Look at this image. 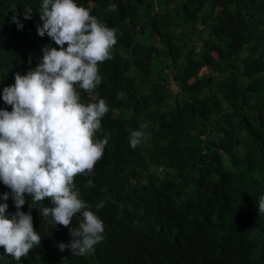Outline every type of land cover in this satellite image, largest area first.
Here are the masks:
<instances>
[{
	"label": "trees",
	"instance_id": "obj_1",
	"mask_svg": "<svg viewBox=\"0 0 264 264\" xmlns=\"http://www.w3.org/2000/svg\"><path fill=\"white\" fill-rule=\"evenodd\" d=\"M76 2L117 32L112 58L98 65L101 84L78 89L82 103L104 99L110 109L94 174L75 178L104 238L85 256L60 252L69 229L34 208L41 244L20 261L0 249V264H264V0ZM41 3L0 0V109L12 110L2 93L15 74L37 67L44 47H59L38 35ZM141 125L133 149L130 131ZM6 192L0 182L11 216Z\"/></svg>",
	"mask_w": 264,
	"mask_h": 264
},
{
	"label": "clouds",
	"instance_id": "obj_2",
	"mask_svg": "<svg viewBox=\"0 0 264 264\" xmlns=\"http://www.w3.org/2000/svg\"><path fill=\"white\" fill-rule=\"evenodd\" d=\"M115 8L113 4L108 10ZM32 14L33 9L26 6L25 19ZM39 15L38 35L47 34L59 47H44L37 67L15 74V83L2 93L12 110L0 109V182L10 189L2 199L11 197L17 209L9 216V205L0 203V249L16 261L42 242L33 223L34 208L43 222L69 229L72 239L57 245L60 252L88 255L105 231L103 221L80 198L75 178L94 174L108 144L107 137L99 139L96 134L110 109L104 99L82 103L78 89L91 94L101 84L98 65L112 58L117 32L76 0H42ZM12 22L23 28L18 14ZM123 96L121 92L117 98ZM144 127L130 131L131 148L142 143ZM87 186H93L91 179ZM26 196L31 197L30 203ZM45 201L51 206H44ZM26 203L28 212L21 210ZM257 206L264 214V197ZM77 216L78 227L72 228Z\"/></svg>",
	"mask_w": 264,
	"mask_h": 264
},
{
	"label": "rangeland",
	"instance_id": "obj_3",
	"mask_svg": "<svg viewBox=\"0 0 264 264\" xmlns=\"http://www.w3.org/2000/svg\"><path fill=\"white\" fill-rule=\"evenodd\" d=\"M202 71H206V68H203ZM171 87H172L173 89H176V85H175L174 83L171 84Z\"/></svg>",
	"mask_w": 264,
	"mask_h": 264
}]
</instances>
